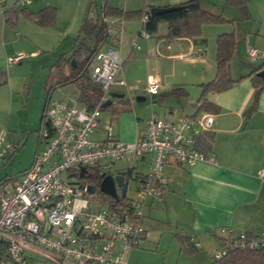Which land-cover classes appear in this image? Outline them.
Listing matches in <instances>:
<instances>
[{"label":"built area","instance_id":"2783aa9c","mask_svg":"<svg viewBox=\"0 0 264 264\" xmlns=\"http://www.w3.org/2000/svg\"><path fill=\"white\" fill-rule=\"evenodd\" d=\"M28 4L30 0H19ZM5 0H0L2 6ZM108 25L117 20L104 17ZM146 16L140 17L139 36ZM132 45L139 48L136 41ZM248 54L258 56L256 48ZM17 54L7 62H16ZM121 60L111 46L101 47L95 54L90 77L101 86L96 105L87 110L76 98L49 100L44 109L39 135L40 147L30 166L20 175L10 191L0 180V264H34L37 257L52 264H127L129 251L137 247L145 233V207L149 201L161 200L167 187L164 167L167 164L192 166L197 162H214L212 155L196 147L197 137L211 129L214 116L202 111L176 119L152 112L143 121L133 141L119 139L111 119L102 124L103 103L110 97L113 85L125 86L118 79ZM160 84L151 80L146 92L157 94ZM17 143L7 140V131L0 127V161ZM151 157L148 171L135 179L134 195H130L131 167L109 172L118 160L133 163ZM86 172L79 176L81 168ZM96 168L101 175H123L124 193L115 182L116 197L99 190L86 178ZM258 173L264 176V169ZM77 183H72V179ZM82 178L83 180H79ZM94 185V192L87 191ZM99 192V193H98ZM102 196V197H100ZM223 244L211 252L217 260L231 250L264 247V231L249 233L221 227ZM197 246L199 243L194 242Z\"/></svg>","mask_w":264,"mask_h":264},{"label":"crops","instance_id":"0c3cea01","mask_svg":"<svg viewBox=\"0 0 264 264\" xmlns=\"http://www.w3.org/2000/svg\"><path fill=\"white\" fill-rule=\"evenodd\" d=\"M7 1L5 0L2 11L16 3L18 7H27L33 12L46 6H54L56 19L53 26H39L19 15L12 24L1 12V37H5L7 33L3 26L19 28L15 32L14 42L20 43L25 37L37 46L42 45L41 47L45 49H51L58 55L53 62L60 55L69 54L78 40L79 26L73 36L69 25L64 24L67 21L65 16L69 15V13L64 14L65 4L52 3L50 0H30L28 4H21L19 0H14L7 6ZM130 1L132 0H124L122 7L110 6L135 10L152 6L182 5L187 0H138L137 8H130L132 7ZM225 1L201 0L204 9L221 14L226 19L222 23L202 26L200 37L204 42H195L188 37L165 38L166 22H160L157 32L147 35L146 38L138 34L141 26L140 18L120 22L116 51L124 69L119 71L117 77L134 83L127 86V89L135 97L147 93L146 87L151 80L160 84L158 93L151 97L160 99L177 96L169 92L176 85L186 88L185 85L195 82L199 86V83L213 79L216 72L217 36L221 33H233L236 40L230 59L234 83L224 91L208 92L206 98L215 105L216 110L200 111L210 112L214 116L211 129L205 131L212 136L211 147L206 153L213 156L214 162L200 161L192 166L167 164L164 167L167 187L161 200L147 203L144 218L145 233L140 244L134 248L155 242L156 249L163 247L165 251H169L175 248L174 251L178 256L181 253L192 255L200 245H216L213 250L219 247L225 237L219 231L221 227H230L236 232L264 231V176L258 173L260 169H264V85L256 88L250 79L241 78L260 66L264 68V52L257 48L260 47L264 51L262 48L264 47V0H246L250 14L248 20L239 19L237 9L226 4ZM77 10L76 15H69V21H76L80 25L86 4L82 7L79 5ZM253 32L257 35L253 36ZM19 33L23 36L21 37ZM71 38L74 39L73 42ZM133 40L137 44L141 43L139 48L132 45ZM105 46L108 45L102 47ZM251 47L257 49V57L248 54V49ZM23 51L21 47L13 50L14 53ZM179 67L186 68L178 72ZM113 86L120 88L123 85ZM119 88L112 87L110 96L124 95ZM257 89L258 94L255 98ZM252 105L254 109L246 114L245 112ZM152 112L154 111L150 113ZM194 112L195 105L188 114ZM183 113L172 105L164 111L165 115L168 114V119L188 115ZM145 118L136 117L135 137L142 128ZM150 160L151 157L148 159L145 171L149 167ZM195 241L199 243L197 246L194 244ZM173 244H177V247H173ZM185 250L193 252L187 254Z\"/></svg>","mask_w":264,"mask_h":264},{"label":"rangeland","instance_id":"374dc122","mask_svg":"<svg viewBox=\"0 0 264 264\" xmlns=\"http://www.w3.org/2000/svg\"><path fill=\"white\" fill-rule=\"evenodd\" d=\"M14 0H8L6 5H10ZM89 0H50L52 3L65 4V15H76L77 8L86 4ZM62 2V3H61ZM124 0H96L97 8L102 4L123 6ZM80 3V4H79ZM138 0L130 1V8H137ZM77 5L76 7H74ZM5 5H0V16ZM76 9V10H75ZM95 13V11H94ZM69 15H66L67 23L70 30L73 31V36L76 34L79 23L69 21ZM79 15V14H78ZM248 20V19H246ZM25 21V20H22ZM6 30L5 37H1L0 25V127L7 131V140L10 143H17V147L9 150V158H3L0 161V180L4 183V189L10 191L13 185L18 181L19 175L27 169L35 155L36 150L40 147L39 135L42 128L41 117L42 110L45 103L46 91L43 87L44 75L47 72V67L58 56L56 52L53 53L51 49L37 46L28 38L23 37V41L14 42L15 32L19 30L8 26H3ZM20 34V33H19ZM253 36L257 35L253 32ZM22 37L23 35L20 34ZM20 37V38H21ZM25 39V40H24ZM73 42V38H71ZM35 40V39H33ZM77 40L76 44L79 42ZM75 44V45H76ZM139 44H141L139 42ZM16 47L24 49L22 57L16 62H7L9 57H14L19 54L14 53ZM259 50L260 47H257ZM264 48V47H262ZM7 49V51H6ZM116 50V48H115ZM239 61V60H238ZM241 64V62H239ZM182 68L177 69L178 72ZM189 68V67H188ZM194 68V67H192ZM124 69L120 66V72ZM196 69V68H195ZM193 69V70H195ZM252 72V71H250ZM232 76V74H231ZM125 86H112L115 89H120L124 92L123 97H111L110 107L102 110L101 119L102 124L111 119L116 114V118L111 119L112 127L120 140L130 142L135 139L136 117L147 118L151 111H154L160 117L169 118L168 114H164L168 106H174L175 109L182 110L183 114L193 109L196 104L201 89L198 85L189 83L183 87L186 94H179L174 97L156 98L152 99L151 95L146 93L141 96L145 97L143 101H136L135 95H131L127 86L134 84L132 81L125 79ZM178 87V85H176ZM78 93L75 83L69 82L58 88H55L50 95L51 100H64L68 98H76ZM197 94V95H196ZM167 116V117H166ZM149 156L145 160H135L133 163H128L124 160H118L111 165L109 172L122 170L123 168L131 167L129 188L130 195H134L135 179L137 172L145 171ZM102 197V196H100ZM142 241V240H141ZM215 244V243H213ZM156 243L150 245L141 244L140 247L134 248L128 253L127 264H210L212 261L211 254L216 245H200L195 255H185L181 253L179 256L174 250L165 251V248H155ZM177 247V244H173ZM168 252V253H167ZM195 255V256H194ZM34 264H52L40 258H33Z\"/></svg>","mask_w":264,"mask_h":264},{"label":"trees","instance_id":"16d2710c","mask_svg":"<svg viewBox=\"0 0 264 264\" xmlns=\"http://www.w3.org/2000/svg\"><path fill=\"white\" fill-rule=\"evenodd\" d=\"M225 2L237 9L239 19L246 20L250 18L246 0H226ZM94 11L95 14H92ZM143 14L146 16L144 30L147 35L155 34L159 23L166 22L167 32L164 35L165 38L188 37L195 42H204L200 37L201 28L204 24H218L226 21L221 14L204 9L201 6V0H187L182 4V8L159 15H151L150 7H146L145 9L124 10L104 3L99 6L98 9L96 0H89L78 29V39L80 37L79 42L72 47L68 55H60L47 67L44 78L46 95L42 110L41 124L43 123L45 106L51 99V92L55 88L66 83H75L78 90L76 99L83 104L87 110L92 109L96 105L102 94L101 86L92 81L90 77V67L92 66L96 52L103 45L116 48L119 43L120 22L122 20L138 19ZM3 15L9 23H12L21 15L39 26H53L56 19V8L54 6H46L39 11L33 12L27 7H18L16 3L14 6L5 9ZM104 17L113 18L117 21L110 26L103 20ZM235 46L236 40L233 33H221L217 36L215 76L209 81L199 83L201 93L195 104V112L193 114L196 115L201 110L215 111V105L206 98L207 93L210 91H224L234 83L235 80L231 76L230 59ZM261 68L262 66L241 78L250 79L252 85L259 88L264 85V81L256 74ZM169 92L170 94L187 95L185 89L180 86L173 87ZM257 94L258 89L255 98H257ZM107 107H110V105ZM253 109L254 105L245 113L248 114ZM113 118H116V114L112 116V119ZM211 142V134L204 132L199 139L197 137L196 147L206 152L210 149ZM10 156H6L5 159ZM120 174L126 175V173L122 172ZM140 174L141 173L137 172L136 177L140 176ZM100 178L101 176L98 170L92 168L89 170L86 180L96 185ZM223 242L224 241H221V244H223ZM185 251L187 254L193 252L192 250ZM210 264H264V247L257 249L231 250L223 257L212 260Z\"/></svg>","mask_w":264,"mask_h":264},{"label":"water","instance_id":"95a60500","mask_svg":"<svg viewBox=\"0 0 264 264\" xmlns=\"http://www.w3.org/2000/svg\"><path fill=\"white\" fill-rule=\"evenodd\" d=\"M182 8V5H173V6H165V7H160V6H152L150 7V14L151 15H159V14H163V13H167V12H171V11H175ZM256 74L258 76L261 77L262 81H264V68L258 70L256 72ZM123 94H116V95H111V97H123ZM136 101H143L145 100L144 96H136L135 97ZM111 104V99L108 98L104 103H103V108H106L107 106H109ZM86 172V169L84 167L81 168L80 172H79V176L83 177L84 173ZM102 179L100 181L99 184V190L103 193H106L112 197H116V190H115V182L118 185H121V193H124V188H125V182L123 181V176L122 174H116L113 177L110 174H106V175H101ZM72 183H77V179H72L71 180ZM95 190V186L94 185H88L87 187V191L92 193Z\"/></svg>","mask_w":264,"mask_h":264},{"label":"flooded vegetation","instance_id":"af4514ba","mask_svg":"<svg viewBox=\"0 0 264 264\" xmlns=\"http://www.w3.org/2000/svg\"><path fill=\"white\" fill-rule=\"evenodd\" d=\"M80 181L83 180L82 178L79 179Z\"/></svg>","mask_w":264,"mask_h":264}]
</instances>
